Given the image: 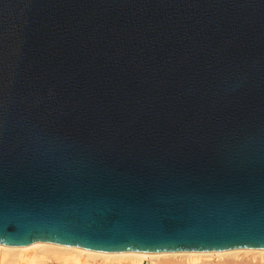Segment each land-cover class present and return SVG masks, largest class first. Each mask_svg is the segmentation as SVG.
<instances>
[{
    "label": "water",
    "instance_id": "water-1",
    "mask_svg": "<svg viewBox=\"0 0 264 264\" xmlns=\"http://www.w3.org/2000/svg\"><path fill=\"white\" fill-rule=\"evenodd\" d=\"M0 226L264 243V0H0Z\"/></svg>",
    "mask_w": 264,
    "mask_h": 264
},
{
    "label": "bare ground",
    "instance_id": "bare-ground-1",
    "mask_svg": "<svg viewBox=\"0 0 264 264\" xmlns=\"http://www.w3.org/2000/svg\"><path fill=\"white\" fill-rule=\"evenodd\" d=\"M241 252L250 255L257 253L260 258H264V250L254 248L215 252L182 251L145 255L133 252L109 254L67 244L35 242L29 246L0 244V264H48V261L55 262V264H88L90 261L94 262L97 258H99L97 264H152L155 259L161 260L159 264H239L237 260H239ZM229 254L232 255L233 260L231 259V262L223 261L222 258L230 256ZM211 257H215L217 260L211 259Z\"/></svg>",
    "mask_w": 264,
    "mask_h": 264
},
{
    "label": "snow or ice",
    "instance_id": "snow-or-ice-1",
    "mask_svg": "<svg viewBox=\"0 0 264 264\" xmlns=\"http://www.w3.org/2000/svg\"><path fill=\"white\" fill-rule=\"evenodd\" d=\"M33 239L30 240H23L20 238L18 235V232L15 230L9 231L7 228L0 226V244H12V245H17V244H22V243H32ZM236 247H264V243H250L247 240L231 244L226 247H209V248H179V249H155L153 251L156 252H180V251H201V252H215L218 250H223L226 248H236ZM99 251H106L105 249H98ZM122 249H115L111 251H118ZM147 250V249H145Z\"/></svg>",
    "mask_w": 264,
    "mask_h": 264
},
{
    "label": "rangeland",
    "instance_id": "rangeland-1",
    "mask_svg": "<svg viewBox=\"0 0 264 264\" xmlns=\"http://www.w3.org/2000/svg\"><path fill=\"white\" fill-rule=\"evenodd\" d=\"M248 253H250V252H248ZM242 254V255H241ZM252 254V253H251ZM230 255V254H229ZM259 254H253V255H250V254H247V253H245L244 254V252H241L240 253V256H239V260H241L240 262H239V260H237V262L239 263V264H264V258L262 259V258H260L259 256H258ZM254 256V257H253ZM227 257H231V258H227ZM251 257H253V258H251ZM256 257V258H255ZM226 258V259H225ZM233 257H232V255H230V256H225L224 258H222L223 259V261H230L231 262V259H232ZM255 258V259H254ZM211 259H214V260H217V258H213V257H211ZM225 259V260H224ZM233 260V259H232ZM161 260H159V259H155L154 261H153V263L152 264H159V262H160ZM247 262H249V263H247ZM97 263H99V258H97L94 262L93 261H90V263H88V264H97ZM48 264H55V262H50V261H48Z\"/></svg>",
    "mask_w": 264,
    "mask_h": 264
}]
</instances>
